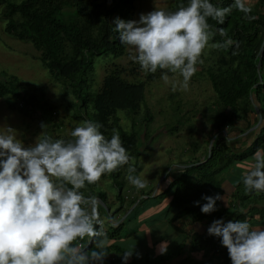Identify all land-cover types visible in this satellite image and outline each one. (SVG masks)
<instances>
[{
    "label": "trees",
    "instance_id": "1",
    "mask_svg": "<svg viewBox=\"0 0 264 264\" xmlns=\"http://www.w3.org/2000/svg\"><path fill=\"white\" fill-rule=\"evenodd\" d=\"M136 1L0 0L5 32L21 42L29 43L36 52L34 58L40 62L41 68L54 77V82H59L65 87V95H72L66 107L70 111L76 110L74 120L79 118L80 121H99L103 125L100 130L109 137L113 129L120 132L122 142L130 155L129 162L121 165L122 171L118 167L110 173L102 174L98 181L86 183L85 187L80 189L85 196L94 195L105 203L106 212H110L111 204L114 202H117L115 207L117 212L125 203L123 197L104 201L106 191L103 187L107 179L111 184V180L115 179L120 190L124 182L121 180L123 171L128 170L129 175V169L132 167L136 170L133 174H137L140 169L138 160L141 156L138 148L140 134L143 132L144 138L149 139L154 131L148 128L155 115L145 95L148 83L156 75L142 69L138 62L130 68L112 62L113 59L126 54V45L120 42L118 33L113 29L114 19L116 17L130 19ZM232 2L233 0H213L218 6ZM258 2L259 7H251L252 12L249 14L254 15V19H246L245 14L235 7L226 15L223 24L208 18L214 29L222 27L226 31V36L216 32L210 43L222 42L228 37L232 38L233 43L227 47L214 48L219 56V67L216 70L211 67L203 69L215 93L212 99L214 107L208 106L206 111L201 112L202 117L206 116V126L209 127L207 136L198 138L199 141H193L189 148L192 152L191 160L187 164L190 166L174 167L178 169L174 172L176 174L172 172L173 168L170 169L165 178L170 179L169 184L159 194L161 198L170 195L169 210L176 213L169 219V224L177 232H189L193 222L205 221L210 217L213 220L225 219L226 209L218 200L216 210L211 213L201 212L200 206L193 202L202 199L203 195L214 189H220L222 177L239 160L223 131L230 130L237 122L248 121L250 115L255 113L252 102L258 105L259 111H264V49L262 52L258 51L260 38L264 35V0ZM186 3L187 0H176L168 9L176 10ZM100 68L104 73L99 79L96 76V69ZM0 73V76L6 79L5 81L0 79V98L10 100L8 98L10 96L14 103H24L25 106L19 110L26 115L40 114L42 119L54 126L52 133L56 135L52 136L53 138H62L66 141L72 139L71 135L58 136L61 123L54 116L56 106L45 100L42 87L25 88L18 78L7 76L2 71ZM195 76L196 73L191 79L195 80ZM198 76L204 75L201 73ZM259 76L262 78V84L256 85ZM7 103L10 108L15 109L10 102ZM178 108L175 106L174 112ZM179 111L181 108L175 113L178 114ZM120 113L129 120V126L121 125ZM135 120L139 122V126L131 123ZM185 121L186 119L179 116V124ZM175 130L176 128H169L167 131L172 133ZM215 134L216 138L208 151V143ZM46 135L49 136L48 133H43L41 138ZM200 151L202 156L198 157L197 153ZM258 152L264 154V126L253 140L247 154L253 157ZM207 165L210 166L208 169ZM197 166L198 173L195 175L194 168ZM248 192L243 182L236 184L235 200L241 201V198L249 197L245 195ZM128 202L129 205L134 204L133 200ZM106 212L98 205L100 219L104 220L108 216ZM123 225L120 223L117 226H110L107 223V228L105 223L103 225L109 238L106 256L111 250L118 254L113 259L108 256L104 264H125L122 254L129 250L120 246L125 238L120 236ZM190 241L191 253L208 254L212 251L216 255L227 250L219 237L210 234L207 236L193 234ZM73 243L86 247L84 249L86 252L96 248L95 238L87 236L78 238ZM165 257L151 260L147 255L131 256L126 264H159Z\"/></svg>",
    "mask_w": 264,
    "mask_h": 264
},
{
    "label": "clouds",
    "instance_id": "2",
    "mask_svg": "<svg viewBox=\"0 0 264 264\" xmlns=\"http://www.w3.org/2000/svg\"><path fill=\"white\" fill-rule=\"evenodd\" d=\"M233 7L246 19L255 18L249 15L252 8L247 0L225 6L213 0H187L176 10L141 13L138 20L116 17L113 29L135 53L130 55L132 61L148 72L167 70L161 71V79L173 90H187L198 64L204 62V50L233 43L231 37L210 43L216 32L226 36V31L214 29L208 20L223 24ZM263 49L264 42L258 51ZM102 127L99 121H81L70 140L46 135L30 146L15 129L0 131V264H103L109 238L98 215L100 200L80 189L127 164L130 155L120 132L113 129L109 137ZM135 171L130 167L127 179L137 188L145 187L146 181ZM242 180L246 190L264 191V154L255 155L254 166L242 174ZM202 199V204L193 203L201 212L211 213L223 198L217 193ZM207 232L220 238L232 264H264V228L251 226L247 219L218 218ZM86 236L95 238L96 248L90 252L73 243ZM158 250L165 253L167 241ZM132 255L133 249L122 254L125 264Z\"/></svg>",
    "mask_w": 264,
    "mask_h": 264
},
{
    "label": "rangeland",
    "instance_id": "3",
    "mask_svg": "<svg viewBox=\"0 0 264 264\" xmlns=\"http://www.w3.org/2000/svg\"><path fill=\"white\" fill-rule=\"evenodd\" d=\"M175 1L176 0H137L130 19L138 20L141 13H147L155 8L169 10L168 8L172 7ZM247 3H249L251 7H259L258 0H247ZM125 52L126 54L120 58L113 59L112 62L124 65L127 68L132 67V65L135 66L137 62L130 59V55L135 54L131 47L126 45ZM217 53L218 52L214 48H206L204 50L202 57L204 62L198 64V70L196 72L197 76L201 73L204 76H195V80L191 79L187 90H173L170 83H166L161 79V71L164 70L154 73L156 76L148 83L145 95L146 101L155 115L148 128L154 131L149 139L144 138L142 132V134H140L141 140L138 143L141 156L138 160L140 169L137 171V174L146 181L145 187L137 188L131 184L127 179L128 170L123 171L121 180L124 182L120 190L116 185L118 182L115 181V179L111 180L112 184L109 183V179H107L106 185L103 187L106 191L104 201L108 202V200L110 201L113 198L119 199L123 197L124 202H126L128 198V200H133V203H135L139 198L144 199L150 196L147 186L150 182L151 188L155 189L161 177L168 172V170L173 168L172 172L174 173L178 170L174 167L180 166V163L185 165L188 164L192 156V152L189 150L190 146L193 141H199L200 137H206L209 129V127L206 126V116L202 117L201 112L206 111L208 106L214 107L212 99L215 93L203 69L211 67L216 70L219 67V56ZM35 55L36 52L29 43L21 42L5 32L4 19L0 12V71L5 72L7 76L18 78L25 88L42 87L45 100L49 104L56 106L54 116L56 120L61 123L59 134L57 133L58 136H70L75 125L81 122L79 118V120H74L76 110L73 109L70 111V109L66 107V104H68L67 101L72 99V95L64 94L65 87L60 85L59 82H54V77H51L47 70L41 68L40 62L34 58ZM103 73V69H96V76L99 79L102 77ZM169 75L171 76L172 74L169 73ZM0 79H3V76H0ZM5 80L6 79H3V81ZM7 84L9 85L8 82ZM170 96H172V98H170ZM8 98L10 100L0 98V131H6L7 127L15 129L18 138L23 141L25 146L34 144L37 139L41 138L43 133H48L51 137L56 135V133H52L54 126H52L49 121L42 119L40 114L26 115L19 110L21 107L25 106L24 103H14L10 96H8ZM7 102H10L15 109L10 108ZM175 106L179 107L177 110L181 108L178 114L175 113L177 110L174 112ZM119 116L121 125H130L129 120L123 113H120ZM179 116L182 117V119H186L183 124H179ZM131 123L139 126L137 120L131 121ZM169 128H176V130L169 133V131H167ZM144 131H146V129H144ZM248 151L249 149L245 152L248 153ZM247 153L244 155L246 160L249 161V163L251 161L254 163L255 159ZM197 156H202L201 151L197 153ZM237 156L239 157V155ZM187 166H190V164ZM198 167L199 166L194 168L195 175L198 173ZM209 167L210 166L207 165V169ZM119 169L122 171L121 166H119ZM227 176L228 175H224L222 178ZM231 183L235 184V181L232 179ZM103 204L104 206L100 202L99 207L106 212L107 206L105 203ZM115 205L117 206V202L111 204V208L113 209V215L117 216L119 212L115 210ZM109 220L110 219H107V217L104 218L106 228L107 223L113 226ZM128 230V222L125 221L120 236L123 238Z\"/></svg>",
    "mask_w": 264,
    "mask_h": 264
},
{
    "label": "crops",
    "instance_id": "4",
    "mask_svg": "<svg viewBox=\"0 0 264 264\" xmlns=\"http://www.w3.org/2000/svg\"><path fill=\"white\" fill-rule=\"evenodd\" d=\"M260 39L261 42H264V35ZM261 42L259 46L262 45ZM259 116H261L260 123H258ZM262 126H264L263 110L260 111V115L251 114L250 119L246 122H237L233 128L226 131V136L224 135L234 153L239 155V160L226 172L228 176L222 179L220 189H214L207 195L217 193L222 195L223 199L218 201L226 209L225 222L247 219L251 226L264 228V191L251 190L245 194L249 197H243L241 201H236L234 197L235 185L243 182L242 174L254 166V163L252 161L249 163L244 155L247 153L245 151L250 149ZM255 155L252 157L253 159H255ZM232 179L235 184L231 183ZM169 181L170 179L160 180L155 189L151 188L150 182L147 185L150 196L142 198V200L139 198L132 205H129L127 198L117 216L113 215V209L107 212V219H110L113 226H117L116 223L121 220L123 215L126 216L121 223L124 224L128 220L129 230L120 246L129 251L133 249L132 256L134 257L147 255L149 259L153 260L166 256L163 262L159 264H232L228 250L218 252L216 255L212 251L206 254L203 252L191 253L189 250L191 235H209L207 228L213 221L212 217L205 221L193 222L189 232H177L170 226L169 219L176 213L169 210L170 195L163 198L159 197V194L167 188ZM199 200L201 203L205 202L203 199ZM162 241H167V251L163 254L158 250ZM117 255L112 250L108 254L110 259ZM108 256L103 260V264L108 260ZM129 261L130 258L127 262Z\"/></svg>",
    "mask_w": 264,
    "mask_h": 264
},
{
    "label": "water",
    "instance_id": "5",
    "mask_svg": "<svg viewBox=\"0 0 264 264\" xmlns=\"http://www.w3.org/2000/svg\"><path fill=\"white\" fill-rule=\"evenodd\" d=\"M258 84H262V78H261L260 76H259V79H258V83H257L256 85H258ZM252 106H253V109L255 110V113L260 115L258 105L255 104L254 102H252ZM258 121H259L258 123H260V121H261V116H259ZM215 137H216V135L210 140L209 145H208V151L210 150L211 145L213 144V141H214ZM182 167H186V166H182ZM165 176H166V173L161 177L160 180H163V179L165 178ZM100 202H101V201H100ZM101 204L104 206L103 202H101ZM106 210H107V209H106ZM107 212H108V211H107ZM125 216H126V215H123L122 218H121V220H120L119 222H117L116 225H118L119 223H121V222L125 219ZM109 221H110V220H109ZM110 223H111V221H110ZM85 248H86V247H85ZM85 248H84V249H85Z\"/></svg>",
    "mask_w": 264,
    "mask_h": 264
}]
</instances>
